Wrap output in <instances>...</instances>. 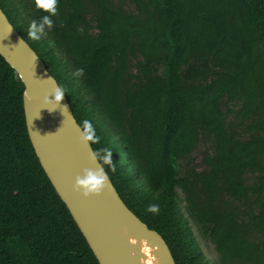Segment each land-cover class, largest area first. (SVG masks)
Here are the masks:
<instances>
[{
  "label": "trees",
  "instance_id": "16d2710c",
  "mask_svg": "<svg viewBox=\"0 0 264 264\" xmlns=\"http://www.w3.org/2000/svg\"><path fill=\"white\" fill-rule=\"evenodd\" d=\"M123 1L57 0L39 41L27 28L48 13L34 0L0 8L77 123H92L93 151L111 150L104 170L175 264H209L190 222L216 264H264V0ZM23 90L0 56V264H98L34 153Z\"/></svg>",
  "mask_w": 264,
  "mask_h": 264
},
{
  "label": "water",
  "instance_id": "95a60500",
  "mask_svg": "<svg viewBox=\"0 0 264 264\" xmlns=\"http://www.w3.org/2000/svg\"><path fill=\"white\" fill-rule=\"evenodd\" d=\"M0 56L24 86L25 125L39 164L98 264H175L164 238L126 206L108 175L98 192L84 195L73 187L77 176L101 163L92 158L90 142L81 139L65 95L59 104L43 102L58 83L1 8Z\"/></svg>",
  "mask_w": 264,
  "mask_h": 264
},
{
  "label": "clouds",
  "instance_id": "9594fccd",
  "mask_svg": "<svg viewBox=\"0 0 264 264\" xmlns=\"http://www.w3.org/2000/svg\"><path fill=\"white\" fill-rule=\"evenodd\" d=\"M56 4L57 0H34V5L37 9L43 10L48 13L43 15L39 22L33 20L30 22L27 28V36L32 41H39L42 37L46 35V29L51 30L53 25V20L51 16L56 14ZM78 74H81L78 72ZM65 94V89L62 85H57L52 88L51 98L47 96L44 98V103L59 104L62 99V96ZM81 139L96 143L99 140V137L95 133V129L92 123L88 120H82L81 124ZM102 152L101 156L99 153ZM112 152L108 148H102L97 151H93L91 156L93 159H97L101 162V167L96 170H85L83 177L77 176L73 187L80 190L84 195L90 193L98 192L104 184V181L107 178V173L104 170L106 165L109 170L115 171V165L111 158ZM149 211L157 212L158 207L156 205H150Z\"/></svg>",
  "mask_w": 264,
  "mask_h": 264
},
{
  "label": "rangeland",
  "instance_id": "374dc122",
  "mask_svg": "<svg viewBox=\"0 0 264 264\" xmlns=\"http://www.w3.org/2000/svg\"><path fill=\"white\" fill-rule=\"evenodd\" d=\"M123 6L126 9H131V6H130V4H129V2L127 0L123 1ZM201 149L202 148H199L193 154L194 155V159L196 161H198L200 159V152L199 151ZM139 181H140L142 186H144V187L146 186L145 181H143V179L140 177V175H139ZM153 194H154V196H159L160 192H158V191L157 192H153ZM179 198H180V207L182 208V211H183L184 215H186V211L183 208L182 194H181L180 191H179ZM190 226L192 227L193 234L195 235L196 243H197L198 247L200 248V250L202 251V253H203L204 257L206 258V260L208 261V263L209 264H216L217 255H216V252L214 250V247H213L212 243L207 238L201 237L198 234V232L196 231L195 226H193V224L191 222H190Z\"/></svg>",
  "mask_w": 264,
  "mask_h": 264
},
{
  "label": "bare ground",
  "instance_id": "6f19581e",
  "mask_svg": "<svg viewBox=\"0 0 264 264\" xmlns=\"http://www.w3.org/2000/svg\"><path fill=\"white\" fill-rule=\"evenodd\" d=\"M143 250H144L145 255L149 256V250L147 248H145V247H144Z\"/></svg>",
  "mask_w": 264,
  "mask_h": 264
}]
</instances>
